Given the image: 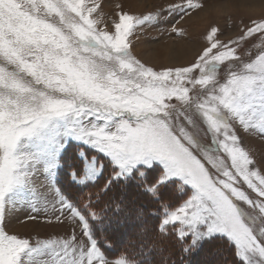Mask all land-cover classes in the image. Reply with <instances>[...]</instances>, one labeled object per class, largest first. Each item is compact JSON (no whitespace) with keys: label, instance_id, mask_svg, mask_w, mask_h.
Returning a JSON list of instances; mask_svg holds the SVG:
<instances>
[{"label":"snow or ice","instance_id":"snow-or-ice-1","mask_svg":"<svg viewBox=\"0 0 264 264\" xmlns=\"http://www.w3.org/2000/svg\"><path fill=\"white\" fill-rule=\"evenodd\" d=\"M204 7L184 0L163 11L183 18ZM100 9L96 0H0V264H146L127 254L109 260L96 238L97 223L126 226L129 218L144 229L141 247L161 256L154 264H167L163 257L177 245L172 264H212L199 259L210 245L238 257L236 264H264V157L254 159L238 134L264 138V19L227 42L212 26L189 63L157 69L133 55L129 37L160 13L121 12L108 31L98 27ZM257 37L255 55L241 54ZM66 166L69 188L98 189L87 203L55 187ZM43 173L53 181L56 222L67 211L79 236L73 228L32 243L6 230L7 213L27 195L32 211L41 210L35 177ZM177 180L192 192L152 232L143 205L131 216L123 199L109 198L94 210L93 197L99 203L118 185L134 188L137 200L172 201ZM43 204L47 212L49 200Z\"/></svg>","mask_w":264,"mask_h":264},{"label":"rangeland","instance_id":"rangeland-1","mask_svg":"<svg viewBox=\"0 0 264 264\" xmlns=\"http://www.w3.org/2000/svg\"><path fill=\"white\" fill-rule=\"evenodd\" d=\"M96 2L101 4V9L98 10L97 14H94L99 17L98 27L108 31L114 30L113 25L118 22L121 12L133 16L147 15L149 12L160 13L158 23L145 26L137 30L135 35L129 37L133 45V55L157 69L189 63L200 49L207 45L206 36L212 26L220 30L218 38L223 42H227L230 39L238 38L239 34L245 30L246 25L251 26V20L264 19V0H198V2L205 3V7L198 11L189 10V14L183 16V18L179 14L169 15L163 9H166L169 3L182 5L184 0H96ZM173 27L181 30L183 35L174 34L172 32ZM261 42L259 37L255 40H249L247 44L241 46V54L251 51L255 55L257 49L253 45ZM238 134L242 137V146L259 162L264 157V138L245 133L242 129L239 130ZM201 138L205 144L210 142L207 137ZM70 143L75 145L74 141ZM80 147L85 148L86 151H92L87 149L86 146L81 145ZM76 152H78V149H75ZM77 157L79 160V155ZM154 167L163 171L158 162L154 164ZM60 173L57 172L55 177L58 182L55 187H60ZM46 177V173L37 174L35 177V199L38 201L37 207L41 210L39 212L32 211L31 204L27 201L33 199V197L27 195L26 202L7 213L6 230L10 234L28 238L32 243L47 238L67 237L73 228L79 236L80 228L77 226L76 221L69 218L70 214L67 211H65L63 217L64 223L61 225L56 222L55 215H59V213H53L51 209L50 205L54 202L52 201L54 192H50L48 187L53 181L50 177ZM178 183L177 180L176 186L181 190ZM184 190H188L187 195L192 192L190 186H185ZM45 198L49 200L47 212L44 211L43 200ZM185 199H187V196ZM164 206L162 219L166 210H174H168ZM30 215L36 216V220H28ZM49 219L52 220V224L47 223ZM43 259H47V257H40L38 261Z\"/></svg>","mask_w":264,"mask_h":264},{"label":"trees","instance_id":"trees-1","mask_svg":"<svg viewBox=\"0 0 264 264\" xmlns=\"http://www.w3.org/2000/svg\"><path fill=\"white\" fill-rule=\"evenodd\" d=\"M73 148L71 151L75 153ZM78 160L77 155L74 157ZM71 159V158H69ZM67 160V164L70 165L73 163V160ZM68 168L59 175V184L61 189L65 192L66 195H72L74 201L77 205H82L87 203L88 197L98 191L96 187L92 186H75L74 188H69L68 182ZM135 189H129L126 185H118L113 191L109 194V197H105L104 200L97 203L95 197H93V204L97 205L94 209L96 212L100 213L101 208L107 207L109 198H113V202L118 199H123L128 205L126 208V213L134 216L135 211L141 205L144 207L146 213L145 219L147 221L145 227L152 232L153 229L158 228V222L162 220V211L163 206L168 210L175 209L179 206L182 201L187 196L188 190H179L177 186L169 185V191L175 193V199L169 201L168 199L164 200H155L150 201L147 198L141 197L137 200L135 196ZM102 214V213H101ZM111 216V213H107ZM136 221L132 218H129L127 225L123 224L117 227L115 224L109 226V222L106 219L104 224L99 223L95 226L96 238L100 241L102 250L105 252L106 256L110 260H115L122 255L127 254L132 259L136 261H143L146 264H154L156 261H161V256L159 253L152 252L150 249H143L140 245L141 240H146L147 238L141 233L144 231L143 228L134 226ZM178 253V245L175 249H170L163 260L167 261V264H172L173 261H178L179 257L176 254ZM200 260H208L212 264H236V261L239 260L238 257H233V255L224 249L217 251L215 245H210L204 253L200 254Z\"/></svg>","mask_w":264,"mask_h":264}]
</instances>
